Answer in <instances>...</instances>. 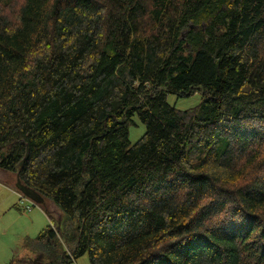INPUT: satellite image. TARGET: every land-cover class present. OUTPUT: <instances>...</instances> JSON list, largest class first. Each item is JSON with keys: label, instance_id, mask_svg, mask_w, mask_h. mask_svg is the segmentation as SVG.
I'll return each instance as SVG.
<instances>
[{"label": "trees", "instance_id": "1", "mask_svg": "<svg viewBox=\"0 0 264 264\" xmlns=\"http://www.w3.org/2000/svg\"><path fill=\"white\" fill-rule=\"evenodd\" d=\"M5 173L51 221L9 264H264V0H0Z\"/></svg>", "mask_w": 264, "mask_h": 264}, {"label": "rangeland", "instance_id": "2", "mask_svg": "<svg viewBox=\"0 0 264 264\" xmlns=\"http://www.w3.org/2000/svg\"><path fill=\"white\" fill-rule=\"evenodd\" d=\"M200 91L193 95L179 97L174 94L168 95L170 105L179 109L195 107L202 99ZM137 124L129 128V139L134 144L146 129L138 119ZM0 179V264L17 262L27 251L28 239H35L39 233L51 223L46 212L38 205L33 204L28 197L18 194V188L14 183L7 180L8 174ZM26 205L31 206L26 210ZM50 208L55 213V218H60L61 212L50 202ZM69 250V248H68ZM40 256V254H39ZM70 264H91L87 255H84Z\"/></svg>", "mask_w": 264, "mask_h": 264}, {"label": "water", "instance_id": "3", "mask_svg": "<svg viewBox=\"0 0 264 264\" xmlns=\"http://www.w3.org/2000/svg\"><path fill=\"white\" fill-rule=\"evenodd\" d=\"M25 159V158H24ZM23 163V161L21 162V164ZM17 188L18 190L26 195V197L30 198L31 200H33V202L39 204V203H42L43 202V198L41 197V195L39 193H36V191L26 187V186H23L20 184V182L18 181L17 183Z\"/></svg>", "mask_w": 264, "mask_h": 264}, {"label": "built area", "instance_id": "4", "mask_svg": "<svg viewBox=\"0 0 264 264\" xmlns=\"http://www.w3.org/2000/svg\"><path fill=\"white\" fill-rule=\"evenodd\" d=\"M21 196L24 197L23 195H21ZM31 202H32V201H31ZM33 204H34V203H33ZM25 209H26V210H30V209H31V206L26 205Z\"/></svg>", "mask_w": 264, "mask_h": 264}]
</instances>
